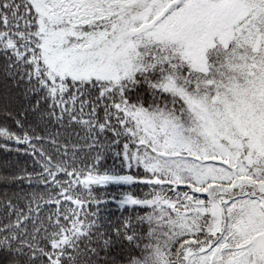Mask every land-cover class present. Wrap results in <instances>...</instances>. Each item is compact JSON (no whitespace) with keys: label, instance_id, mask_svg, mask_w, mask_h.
<instances>
[{"label":"snow or ice","instance_id":"6c2138e0","mask_svg":"<svg viewBox=\"0 0 264 264\" xmlns=\"http://www.w3.org/2000/svg\"><path fill=\"white\" fill-rule=\"evenodd\" d=\"M0 264H264V0H0Z\"/></svg>","mask_w":264,"mask_h":264},{"label":"trees","instance_id":"16d2710c","mask_svg":"<svg viewBox=\"0 0 264 264\" xmlns=\"http://www.w3.org/2000/svg\"><path fill=\"white\" fill-rule=\"evenodd\" d=\"M113 190H114V189H113ZM113 210L115 211V209H113ZM115 215H116V216H119L120 213H119L118 211H116V212H115Z\"/></svg>","mask_w":264,"mask_h":264}]
</instances>
